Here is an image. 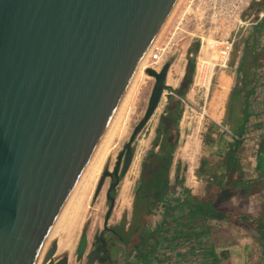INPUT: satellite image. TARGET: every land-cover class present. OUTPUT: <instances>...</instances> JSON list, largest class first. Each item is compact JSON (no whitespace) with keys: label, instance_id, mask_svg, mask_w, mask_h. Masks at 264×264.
<instances>
[{"label":"water","instance_id":"water-1","mask_svg":"<svg viewBox=\"0 0 264 264\" xmlns=\"http://www.w3.org/2000/svg\"><path fill=\"white\" fill-rule=\"evenodd\" d=\"M177 2L0 0V264H69L57 259V242L44 256L48 243ZM169 70H146L155 84L145 116L100 178L95 196L114 179L104 228L135 138L172 90ZM88 243L84 232L78 260Z\"/></svg>","mask_w":264,"mask_h":264},{"label":"rangeland","instance_id":"rangeland-1","mask_svg":"<svg viewBox=\"0 0 264 264\" xmlns=\"http://www.w3.org/2000/svg\"><path fill=\"white\" fill-rule=\"evenodd\" d=\"M196 5V0H183L181 4H179V7L166 26L158 44L153 49L152 55L148 60V66L150 68H154L157 71H160L163 67V64H165L166 62L170 63L169 72L171 71V78H173L171 83L173 89L171 90V92H166L170 93L171 95H174V90L179 87L181 79L185 74L190 56H192L195 60V72L193 81L185 97L179 98L182 102V111L176 139L177 144L172 156V162H175L174 169L176 170V174L174 175L171 182L173 185H178L179 189L175 188L171 196L173 198H178V200L182 202L188 199V193H190L184 186H182V184L186 183L185 180L187 177L193 176V168L196 165V168H199L200 161L203 157H207V155L209 154H218L216 150L218 144V135L216 132H226L228 126L225 124L226 126L218 127L216 126V120H223L224 122L227 119L228 110L225 111V109H228L227 106L230 102V98H228L230 94L229 92H232L231 90H234L233 94H235V92L242 89L243 78L238 76V67L239 63L242 60L245 45L253 42L255 43L256 50L258 51V61L255 66L254 74L251 73L248 76V79L250 80L249 90L251 89L252 93L250 95L249 92L245 94V96L248 95L249 97V118L246 126L248 131H246L245 133V139L248 135L254 134L259 139L260 144L262 136L264 134V23H261L262 19L264 18V12L260 13L259 19H256L254 15H250L244 18L243 14V23L240 25L238 24L236 32L232 35L234 36L235 41L229 61L227 62V66L223 67L222 61L224 58L221 57L220 51L222 49L221 46H223V41H225L226 36L220 33H218L217 35L214 33L216 26L211 25L209 23V20L207 19V13H203L207 8L198 6V10H196ZM224 23L226 22L223 21V24ZM221 29H224V25H221ZM209 40L212 41V44H214L213 48H211L210 44H207V41L209 42ZM196 45L197 51L195 52L194 49ZM156 48H162L163 54L165 53V56H163L162 62H158L155 64L151 63V59H153L155 56L154 53ZM157 61H160V59H158ZM147 75L148 78L145 79V83L141 86L139 100L137 103L139 115L137 114L138 116L134 118L135 121L133 120L132 122L131 131L121 142L120 146L115 152L116 155L113 154V158L111 157L104 166L100 178L105 168H108L110 171L114 170L119 154L123 151L125 144L130 140L137 124L145 116L155 84V79L149 74ZM226 84L227 89L225 91L223 90V85ZM221 97H223V100L221 99ZM236 98L237 94L236 97H234V100H236ZM168 102L169 98H167L166 96L163 109L159 113L158 121L155 127L152 129L153 131L151 130L149 133V142L140 158V170L130 191L129 205L127 207H123V205L119 203L118 200L119 187L122 182H120L117 190L113 194L114 196H116V203L108 223L109 227L117 226L125 219L129 222L131 218L133 203L135 199V191L140 181L144 159L150 151H159V147L154 143L159 138L158 136L160 125L162 118L166 117ZM233 108L234 111L230 112L232 115L242 109L239 99L236 100ZM222 111L223 113L226 112V115H220ZM193 135L196 136L198 141V155L196 154L197 157H195V166L191 168L192 166L189 161L182 157V147L184 142H186L188 138ZM161 137L162 136H160V138ZM228 137H230L229 134L227 135V138ZM245 139L242 151L239 153L240 160H245L246 158L250 157V159L254 162V158L250 154L251 152L246 145ZM133 150L135 155L136 146L134 143ZM189 167L191 168V170ZM126 174L121 177V181H123ZM98 183L91 196V199L89 200V208L87 207L88 210L86 209V216H84V219L78 229L79 231L77 230L72 238V240L74 239L73 241L75 243L73 245L75 247L72 245V251L69 253L66 251L57 253V259L68 257V259H70L69 264H88L87 258L90 250L92 249V242L96 235H99L103 232L104 220L110 204V202L107 200V191L110 187V184L112 183V179L110 177H107L105 180L106 185L104 184L105 187L103 188H105L106 190H104L105 196L103 198L105 200H103L104 204L102 203L103 209L101 207L97 212L93 210V206L95 205V192ZM243 203L244 202L238 201L236 211L243 212L242 208L243 210H250V207ZM166 205L167 204L162 207H157V211H154L150 215L148 220L150 228L152 229L158 227V225L160 224L167 229L163 234L161 233L164 239L157 248V252L154 255L153 264H204L201 250L199 248H193V246H195L196 244V242L193 243L192 241L194 240V238L189 236L186 237V232L183 233V231H181V234L179 236L177 235V233L179 232L178 230H180L179 228L181 226L179 227L175 223V220L183 215L186 211L185 209L187 208L179 204L174 208L169 207V205H167L166 207ZM253 211L256 212L257 207H254ZM96 212L97 214L95 215ZM92 221L94 222L93 224ZM170 222L172 223V225H170ZM126 224L128 227V223ZM225 225L227 226L226 229L222 228L221 231H218L216 229L214 232L211 229L209 237L202 238L204 241H207L208 247L215 248L217 252H223L227 248L231 253H234V255L231 254V258L233 256L234 260L225 258L222 259L219 264L263 263V255L261 253L260 246L251 245L250 247L249 243H247L246 241L247 237H249V233L244 230L242 225L237 221L227 223ZM83 232L87 233L89 244L85 255L81 260H78L77 247L79 245L80 238ZM196 238L197 237H195V240ZM134 241H138V238L135 237ZM110 249L114 254L113 256L115 264H132L136 256L134 255L135 252L130 251V248H124L122 245ZM128 250L130 251V253ZM239 252L242 253L236 255V253ZM247 252L248 255L246 256ZM136 260V264H141L138 261L136 262ZM94 264L103 263L96 262Z\"/></svg>","mask_w":264,"mask_h":264},{"label":"trees","instance_id":"trees-1","mask_svg":"<svg viewBox=\"0 0 264 264\" xmlns=\"http://www.w3.org/2000/svg\"><path fill=\"white\" fill-rule=\"evenodd\" d=\"M261 12H264V0L251 4L244 13V18L254 15L256 19H259ZM261 23H264V18ZM194 51H197V45ZM257 61L258 51L255 43L246 44L237 72L238 76L243 78V86L234 95L236 97L237 94L236 100L239 99L242 109L233 115L230 113L234 111L233 105L236 102L234 100L229 108L227 119L223 123V126H228L226 131L233 139L232 146L221 160L214 162L212 158L203 157L199 168L195 171L196 176L205 182L206 194L198 197L188 193V199L178 202L179 205L187 209L183 215L175 220V223L179 227L181 226L178 230L180 233L178 232L177 235L179 236L183 231V233L186 232V237L194 238L192 241L196 244L193 248L201 250L204 264H219L222 259L228 257L227 252H217L214 248L207 246V241H202V238L210 235L212 219L237 221L246 231H253L252 235L257 240L263 255V263L259 264H264V214L254 217L240 211L222 210L216 206L217 200L227 187H231L233 191L241 188L246 194L255 190V185L258 188V183L264 184V134L257 154L255 172L258 176L255 182L244 179L239 157L243 148L245 133L248 131L246 126L249 118V97L245 94L247 92L249 95L252 93V90H249L250 80L248 76L251 73L254 74ZM194 72L195 60L190 56L179 87L174 90V95L169 97L166 117L162 118L161 121L159 138L154 143L159 146V151H150L144 159L140 181L135 191L132 214L129 220L130 226L125 229V225L128 223L125 218L123 222L115 226L120 236L124 237V242L138 252L137 259L142 264H153L154 255L162 242V238H164L161 233L163 234L167 230L164 227L150 228L148 220L170 190L168 177L177 144L176 139L182 111V102L179 98L185 97L193 81ZM160 136L162 137L160 138ZM194 236L197 237L196 240ZM135 237L138 238V241H134Z\"/></svg>","mask_w":264,"mask_h":264},{"label":"bare ground","instance_id":"bare-ground-1","mask_svg":"<svg viewBox=\"0 0 264 264\" xmlns=\"http://www.w3.org/2000/svg\"><path fill=\"white\" fill-rule=\"evenodd\" d=\"M182 1L183 0H178L175 7L173 8L170 16L168 17L166 23L164 24L162 30L160 31L159 35L155 39L154 43L152 44L151 48L146 53L142 63L140 64V66H139V68H138V70H137V72H136V74H135V76H134V78H133L124 98H123V100H122V102L120 103V105H119V107H118V109H117V111H116V113H115L104 137H103V139H102V141L100 142V144H99L96 152L94 153L88 167L86 168L82 178L80 179L74 193L72 194L69 202L67 203V205L63 211V214H62V216H61V218H60V220L56 226V229H55V231H54V233H53V235H52V237L48 243V246L46 248L44 256L50 250V248H52V245L54 242H57V244H58L57 253L62 252V251H64V252L66 251L69 253L72 251V248H73L72 245L75 243L73 241L74 239L72 240V238H73L75 232H77V230L79 229V227H80V225L84 219V216H86L85 213L88 210L87 207L89 204V200L91 199V196H92V194L96 188V185L99 182V178H100V175L102 173V170H103L104 166L106 165V163L109 161V159L113 156V154L116 155L115 152L117 151L121 142L131 131L132 122H133L134 118L139 115L138 114L139 109H138L137 103L139 100L141 86L145 83V79L148 78V75L145 73V70L150 68L148 66V60H149L150 56L152 55L153 49L158 44L166 26L170 22L172 16L176 12L177 8L179 7V4H181ZM207 44H210L211 48H213L214 44H212V41H210V40H209V42L207 41ZM170 72H168L169 75L167 77V79H168L167 84L172 86L171 83H172L173 78H171L172 74H170ZM226 89H227V84L223 85V90L226 91ZM167 94L168 93L165 91L163 96H162V99L160 101V104L158 105L154 114L152 115L150 120L146 123V125L142 128L140 133L135 138L134 144L136 146V153L134 155V159H133L132 165L130 167V170L127 172L123 181H121L122 183L119 187L118 200H119V203H121L123 205V207L124 206L127 207L130 203V191H131L132 185H133L135 179L137 178L139 170H140L139 164H140L141 155L144 152L145 148L147 147V144L149 142L148 141L149 133L155 127V125L158 121L159 113L163 109ZM221 99L223 100V97H221ZM190 141L191 140L188 139L186 142H184L183 147H182V157L187 159L192 166L191 168H193L195 166V160H196L195 157H197L196 154H197V146H198L197 144L198 143H195V142L191 143ZM191 168H190V170H191ZM105 185H106V183H105ZM105 185L103 187H105ZM104 190H106V189L102 188L99 195L95 196V198H96L95 203H94L95 205L93 206L94 211L98 212L100 210V208L102 207L103 200H105L103 198L105 196ZM122 205H121V207H122ZM102 209H103V207H102ZM97 212L95 213V215L97 214ZM93 223L94 222L92 221V224ZM43 257H42V259H43ZM69 261H70V259H69Z\"/></svg>","mask_w":264,"mask_h":264},{"label":"crops","instance_id":"crops-1","mask_svg":"<svg viewBox=\"0 0 264 264\" xmlns=\"http://www.w3.org/2000/svg\"><path fill=\"white\" fill-rule=\"evenodd\" d=\"M172 89H173V87H172ZM231 91L232 92H229L230 94L228 96V98H230V102L227 106L228 109L226 108L225 111H227V110L229 111L231 104L234 102V95H235V94H233L234 90H231ZM220 115H226V112L223 113V111H222ZM223 123H224L223 120H216V126H218V127L223 126L222 125ZM216 133L218 135V137H217V143L218 144L216 143L217 144L216 150H217L218 154L217 155L209 154L210 156L207 155V157H209L210 159L212 158L214 160V162L221 160L224 157V155L228 152V150L230 149V147L232 146V143H233V139L231 137L227 138V135H228L227 131L226 132L221 131V132H216ZM188 139L191 140L190 141L191 143L192 142L193 143L198 142L195 135L190 136ZM241 160H243V161H241ZM241 160H240L241 170H243V167H245V166H249V167L254 169L255 162H253V160H251L250 157L246 158L245 160L244 159H241ZM196 167H197V165L193 168L194 170H192L193 176L187 177L185 180L186 183L182 184V186H184L188 190V192L192 193L193 195L201 197V196H204L206 194V185L202 179H200L196 176V173H195V171L197 169ZM174 168H175V162H172L171 167H170L169 177H168L170 190L167 193L166 198L159 204L158 207H162V206H165V204H167V205H169V207L174 208V207H176V205L179 202L178 198H173L171 196V194L175 188L179 189L178 185H173L171 182L173 180L174 175L176 174V170ZM257 176L258 175L255 172L254 177L252 179H246L245 175L243 174L244 179L253 180L254 182H255V179L257 178ZM255 186H256L255 190L248 192L246 194L243 193V190L241 188L238 189L237 191H233L231 189V187H227L226 190L224 191V193L217 200L216 206H218V208L222 209V210L236 211L237 210L236 207L238 206L237 203H238V201H240V202H244L243 204L250 207V210H248V211L243 210V208H242L243 213H246V214L250 213V215H252L254 217H258L262 213L264 214V184L258 183V188H257V185H255ZM168 194H169V196H168ZM167 205H166V207H167ZM254 207H257L256 212L253 211ZM154 211H157V210L155 209ZM232 222H234V221H230V220L223 221V220L212 219L211 224H210V229H212L213 232L216 229L218 231H221L222 228L226 229L227 226L225 224L232 223ZM170 224H171V222H170ZM160 227L163 228V226H161V224H160V225H158V227L153 228V229H157ZM247 232L249 233V235H248L249 237H247L246 241H247V243H249L250 247H251V245L252 246L253 245L259 246L257 240L254 238V235H252L253 231L252 232L247 231ZM163 239L164 238H162V241H163ZM202 241H204V240H202ZM224 251L227 252V254H228L227 258H230V260L231 259L234 260L233 256L231 258V254L234 255V253H231L229 251V249H227V248ZM242 252H243V250H242ZM242 252L236 253V255L241 254ZM247 255H248V252L246 253V256ZM235 257H237V256H235Z\"/></svg>","mask_w":264,"mask_h":264},{"label":"built area","instance_id":"built-area-1","mask_svg":"<svg viewBox=\"0 0 264 264\" xmlns=\"http://www.w3.org/2000/svg\"><path fill=\"white\" fill-rule=\"evenodd\" d=\"M263 0H196V10L198 6L207 8L204 10V14L207 13V19L211 25H215L216 29L214 33H218L226 36L225 41H223V46H221V57H223L222 66L226 67L227 62L229 61L231 51L233 50L234 36L233 33L236 32L238 24H242L243 14L248 10L253 3L261 2ZM223 21L226 23L223 24ZM221 25H224V29H221ZM222 32H221V30ZM155 56L151 59V63L162 62L163 54L162 48H156ZM160 59V61H157ZM238 64V63H237ZM164 65V64H163ZM218 65V64H216ZM246 140V145L248 146L251 156L254 158L255 167L257 161V154L259 151V139L253 134L248 135ZM254 169L245 166L243 167V174L246 179H252L255 173Z\"/></svg>","mask_w":264,"mask_h":264},{"label":"flooded vegetation","instance_id":"flooded-vegetation-1","mask_svg":"<svg viewBox=\"0 0 264 264\" xmlns=\"http://www.w3.org/2000/svg\"><path fill=\"white\" fill-rule=\"evenodd\" d=\"M111 179L113 182L114 179L113 178ZM129 226H130V223L128 222V227L126 224L125 229H128ZM120 245H122L124 248H127V249L130 248L131 252H135L134 255L136 256L133 260L134 263L132 262V264H136L135 260L138 258V252L132 249V247L128 245L126 242H124V237L120 236L119 231L115 228V226L109 227V225H108V228H103V232L101 234L95 236L92 242V249L90 250L88 254V258H87L88 264L90 262V257L92 254H94L95 256L94 263L102 262L103 264H115V260L113 256L114 254L112 253L110 248H116L117 246H120ZM99 247H100V251L95 252ZM137 261L138 259L136 260V262Z\"/></svg>","mask_w":264,"mask_h":264}]
</instances>
